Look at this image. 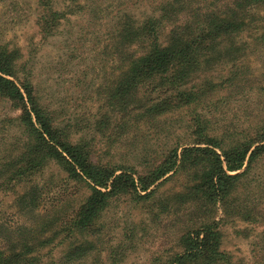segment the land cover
<instances>
[{"label":"trees","instance_id":"obj_1","mask_svg":"<svg viewBox=\"0 0 264 264\" xmlns=\"http://www.w3.org/2000/svg\"><path fill=\"white\" fill-rule=\"evenodd\" d=\"M36 2V24L47 38L64 13L53 0ZM156 2L142 19L117 17L109 41L118 73L105 95L117 128L186 113L185 135L154 163L147 144L138 145L131 160L96 158L93 147L57 125L41 103L22 70L21 52L0 44V98L20 113L12 119L17 153L0 165V192H12L22 218L15 228L0 223V264H95L89 260L98 253H104L100 264H121L132 246L102 248L100 223L122 197L152 216L184 217L172 247L154 264H233L222 226L231 219L259 222L243 194L253 169L264 163V117L233 131L213 120L215 109L230 102L224 93L264 94V81L255 83L246 64L250 54L264 57V0ZM50 164L65 175L62 186H75L49 197L54 176L37 178L43 180ZM173 180L179 185L165 196L161 190ZM261 243L264 259V238ZM56 248L62 249L57 259Z\"/></svg>","mask_w":264,"mask_h":264},{"label":"rangeland","instance_id":"obj_2","mask_svg":"<svg viewBox=\"0 0 264 264\" xmlns=\"http://www.w3.org/2000/svg\"><path fill=\"white\" fill-rule=\"evenodd\" d=\"M152 1L160 0H53L54 9L63 12L64 17L53 35L42 38L36 24L40 11L36 0H0V44L21 52L22 70L30 75L36 95L57 125L85 139L93 147L95 157L103 161L131 160L137 146L147 144L145 150L149 149L150 162L154 163L166 145L185 135V112L169 114L156 124L143 122L135 129H129L130 125L117 128L112 120L113 109L106 103L105 95L118 73L109 33L117 17L142 19L149 15ZM246 64L255 70V83H262L264 57L250 54ZM261 85L264 87V82ZM240 87L248 92L249 87ZM255 91L244 96L242 92L224 93L230 102L215 109L214 125L233 131L264 117V94ZM19 114L11 102L0 98V165L17 153L20 136L12 119ZM51 175L54 181L49 185V197L62 188L75 186H62L65 175L54 164H50L43 180H37L45 182ZM249 180L250 188L243 197H248L245 203L249 212L260 215L259 222L231 219L221 228L223 249L231 255L233 264H264L258 252L264 238L263 162L253 169ZM178 185L179 180H173L161 191L167 196ZM145 212L122 197L101 219L102 239L106 243L102 248L120 242L132 246L121 264H154L156 256L172 247L184 220L181 214L152 216ZM21 219L12 192H0V223L15 228ZM125 235H130L131 240ZM61 253L62 249L56 248L52 256L57 259ZM97 257L89 262L100 264L104 253L99 260Z\"/></svg>","mask_w":264,"mask_h":264}]
</instances>
